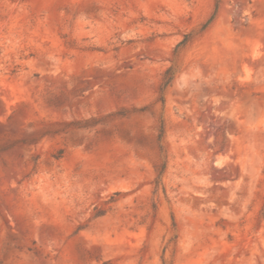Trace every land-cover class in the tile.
Returning a JSON list of instances; mask_svg holds the SVG:
<instances>
[{"label":"rangeland","instance_id":"rangeland-1","mask_svg":"<svg viewBox=\"0 0 264 264\" xmlns=\"http://www.w3.org/2000/svg\"><path fill=\"white\" fill-rule=\"evenodd\" d=\"M0 264H264V0H0Z\"/></svg>","mask_w":264,"mask_h":264}]
</instances>
